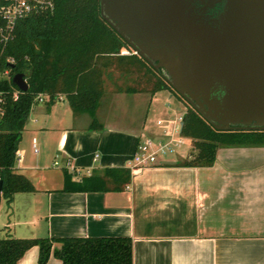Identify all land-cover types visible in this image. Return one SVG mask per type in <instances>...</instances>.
I'll return each instance as SVG.
<instances>
[{"label":"crops","instance_id":"obj_1","mask_svg":"<svg viewBox=\"0 0 264 264\" xmlns=\"http://www.w3.org/2000/svg\"><path fill=\"white\" fill-rule=\"evenodd\" d=\"M158 93L142 104L155 105ZM97 110L92 123L88 113H73L64 96L33 109L14 168L34 189L13 194L5 237L126 236L132 264H264V145L221 146L210 166L176 164L188 145L175 159L131 171L119 190L65 189L64 169L72 181L103 168L130 170L139 140L159 133L147 114L124 126L102 121ZM37 257L31 246L16 264H36ZM45 264L61 262L51 255Z\"/></svg>","mask_w":264,"mask_h":264},{"label":"trees","instance_id":"obj_2","mask_svg":"<svg viewBox=\"0 0 264 264\" xmlns=\"http://www.w3.org/2000/svg\"><path fill=\"white\" fill-rule=\"evenodd\" d=\"M51 10L16 22L14 35L0 42L4 56L13 58L11 75L22 73L28 90L8 99L0 121L1 196L10 204L13 194L32 191V183L15 171V152L35 102L43 94L51 105L64 96L72 112L88 113L96 123V109L102 97L170 90L187 103L181 135L195 151L177 161L182 166H210L221 146L264 145V130H218L194 109L155 69L100 16L99 0H53ZM127 49L128 54L121 53ZM16 89L12 81L7 84ZM128 168L94 170L72 181L63 170L65 189L78 191L119 190L129 182ZM37 246L36 264L52 255L61 264H132V243L126 236L0 238V264H16L25 251Z\"/></svg>","mask_w":264,"mask_h":264},{"label":"water","instance_id":"obj_3","mask_svg":"<svg viewBox=\"0 0 264 264\" xmlns=\"http://www.w3.org/2000/svg\"><path fill=\"white\" fill-rule=\"evenodd\" d=\"M221 1L209 24L202 9ZM99 13L214 128L264 130V0H99ZM12 83L28 90L22 73Z\"/></svg>","mask_w":264,"mask_h":264},{"label":"built area","instance_id":"obj_4","mask_svg":"<svg viewBox=\"0 0 264 264\" xmlns=\"http://www.w3.org/2000/svg\"><path fill=\"white\" fill-rule=\"evenodd\" d=\"M53 0H0V42L6 44L14 35L16 22L32 14L41 13L53 9ZM134 52V51H133ZM121 53L129 52L122 50ZM13 58L4 56L0 51V121L5 115L6 103L8 99H17L21 91L17 86L11 89L7 84L12 81L11 64ZM63 96V95H62ZM62 96H59L62 97ZM58 98V99H59ZM36 103H44L46 96L39 94L34 98ZM183 114H179L173 119L158 120L157 124L163 126V131L154 137H144L139 140L129 168L132 172L143 167L151 166L159 162L160 156L169 152H175L176 147L184 143L181 135ZM181 136L177 138L176 136ZM34 152H37L35 139L32 142ZM21 160V155L15 152V162Z\"/></svg>","mask_w":264,"mask_h":264},{"label":"rangeland","instance_id":"obj_5","mask_svg":"<svg viewBox=\"0 0 264 264\" xmlns=\"http://www.w3.org/2000/svg\"><path fill=\"white\" fill-rule=\"evenodd\" d=\"M130 50L133 49L130 47ZM130 50L128 51L127 49H124V51L127 52H130ZM139 93L141 94H127L125 92H121V94L106 95L102 97L99 102L98 110H97L99 119H102V121L107 120L113 122H120L124 126H133L142 122L147 114L149 121H151L150 124L154 127L155 130L158 129L157 131L160 133L163 131L164 124L156 125L157 118H163V120L164 118L173 119L174 117H177L179 114H183L188 106L187 103L183 99L179 98L176 93L165 89L164 91L163 90L159 91L158 100L156 101L155 105L151 107H146L145 104H142L141 99L142 97H146L147 95L150 94L148 92H139ZM168 93L172 95V98L170 99L167 98ZM37 105L38 103H34L32 105L29 116L31 117L34 116L35 113L33 112V109H35ZM155 106H158L159 108ZM79 117H80L79 120L82 121L84 116L83 114H81ZM26 134L27 132L23 130L21 136H23L24 138ZM176 137L181 138V136L178 135ZM182 138L184 140V143H182L180 147H176V151L179 150L180 153L184 154L187 151L189 145L190 148L187 157H185L188 158L190 154L194 153L195 148L189 141H186L184 137ZM160 157L175 159L178 156L173 152H169L161 155ZM10 210L11 209L9 204H7L6 200L1 196L0 238H4L5 236H8V234H10L8 229L4 227V224L8 222V219L12 220V217L9 214Z\"/></svg>","mask_w":264,"mask_h":264},{"label":"flooded vegetation","instance_id":"obj_6","mask_svg":"<svg viewBox=\"0 0 264 264\" xmlns=\"http://www.w3.org/2000/svg\"><path fill=\"white\" fill-rule=\"evenodd\" d=\"M198 7H200V5ZM222 10H223V1L215 3L214 6H212V7H207L204 11L202 9L201 15L206 21L210 22L209 24L213 25V23L211 21L214 18H217L218 15L220 14V12H222Z\"/></svg>","mask_w":264,"mask_h":264}]
</instances>
